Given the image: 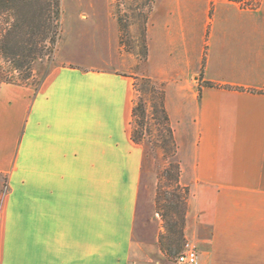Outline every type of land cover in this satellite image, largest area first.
<instances>
[{"label":"crops","instance_id":"1","mask_svg":"<svg viewBox=\"0 0 264 264\" xmlns=\"http://www.w3.org/2000/svg\"><path fill=\"white\" fill-rule=\"evenodd\" d=\"M110 15L116 57L59 44L37 88L0 85V264H180L132 138L137 60ZM146 39L140 73L165 89L198 264H264V0H152Z\"/></svg>","mask_w":264,"mask_h":264},{"label":"rangeland","instance_id":"2","mask_svg":"<svg viewBox=\"0 0 264 264\" xmlns=\"http://www.w3.org/2000/svg\"><path fill=\"white\" fill-rule=\"evenodd\" d=\"M150 6L149 0H63L61 39L55 47L47 40L36 48L33 39L28 35L25 56H21L24 47H21L22 44L19 42V33L24 29L15 25L13 35L4 39L7 56L0 50V85L4 82H16L37 88L55 64L59 44L62 55L69 58H88L93 62H99L116 57L118 50L111 32L113 22L111 23L110 11L117 22L118 18L122 19L121 26L118 22L120 49L136 57L138 66L135 72H139L138 76L141 75L140 65L144 62L145 52L143 28ZM32 18L31 13L29 19ZM10 21L8 16L4 15L0 20V27H9ZM30 28L28 27V31ZM35 49H42L43 55L40 58H34ZM17 55H20L19 58L14 60ZM16 64L21 68H16ZM138 96L147 101L150 110L149 95L135 91V97ZM138 127V122L134 120L132 128ZM159 129L160 126L149 114L142 142L145 147L143 180L162 221L161 238L164 245L169 249L173 247L175 250L173 256L178 258L188 241L186 238L183 239L182 233L185 235L191 192L190 188L180 183V178L179 181L177 179L174 164L179 162L178 155L173 156L156 143L160 135ZM4 180V177L0 176V182ZM6 190V183L0 185V206Z\"/></svg>","mask_w":264,"mask_h":264},{"label":"trees","instance_id":"3","mask_svg":"<svg viewBox=\"0 0 264 264\" xmlns=\"http://www.w3.org/2000/svg\"><path fill=\"white\" fill-rule=\"evenodd\" d=\"M152 5V0H149ZM240 3L244 7L254 8L257 7L260 3V0H234ZM151 8V6H150ZM150 10V9H149ZM33 14V18L30 20L29 15ZM149 13V12H148ZM6 15L11 23L9 27H0V50L5 51V40L9 35H13V27L18 25L22 29L20 36V44L22 49L21 56H25V46L26 36H31L33 43L36 48L42 42H48L52 47H55L57 42L61 39L62 30H63V0H0V20ZM148 15L145 19L144 24V57L143 60L147 59L148 55V46L146 39V27H147ZM121 18H118V22L121 26ZM28 27L30 31H28ZM42 49L34 50V58H40L42 54ZM19 58L20 55H17ZM17 63V62H16ZM16 68H21L20 65L16 64ZM212 84V83H207ZM135 91L137 93L143 92L149 95L150 99V110H148V103L142 97L138 96L134 99V106L132 111V125L133 121L138 122V128H132V138L137 143H142L144 139V131L146 125V119L148 115H151V118L155 120L160 126V135L157 138L156 143L160 145L164 150L171 152L173 156H177L178 153V144L175 138L174 129L171 125L170 117L165 105V89L163 85H158L151 77L141 74L135 76L134 82ZM165 132V133H164ZM176 167V176L179 181L181 175V166L179 162L174 164ZM183 239L185 238L184 232L182 233ZM160 242L164 250L170 255L175 253L173 247L170 249L164 245L163 239L160 237Z\"/></svg>","mask_w":264,"mask_h":264},{"label":"built area","instance_id":"4","mask_svg":"<svg viewBox=\"0 0 264 264\" xmlns=\"http://www.w3.org/2000/svg\"><path fill=\"white\" fill-rule=\"evenodd\" d=\"M180 264H198L199 255L197 247L190 241H187L185 249L177 258Z\"/></svg>","mask_w":264,"mask_h":264}]
</instances>
